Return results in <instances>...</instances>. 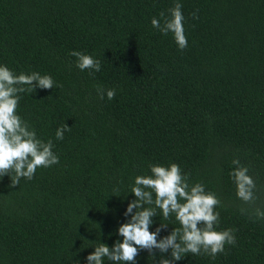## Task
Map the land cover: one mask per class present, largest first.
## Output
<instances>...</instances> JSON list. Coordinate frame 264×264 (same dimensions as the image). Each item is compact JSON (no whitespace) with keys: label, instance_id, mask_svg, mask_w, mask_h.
Returning a JSON list of instances; mask_svg holds the SVG:
<instances>
[{"label":"trees","instance_id":"16d2710c","mask_svg":"<svg viewBox=\"0 0 264 264\" xmlns=\"http://www.w3.org/2000/svg\"><path fill=\"white\" fill-rule=\"evenodd\" d=\"M176 2L0 0V65L59 85L21 94L18 114L60 160L15 187L0 178V264H87L98 242L122 241L135 177L172 162L218 195V230L237 229L226 254L175 264H264V220L250 215L264 207V0H179L184 50L151 23ZM72 51L101 70L81 71ZM98 87L115 98L100 99ZM65 123L71 131L57 140ZM234 158L256 181L254 205L237 198ZM158 216L150 231L169 225L158 239L179 227ZM156 256L142 250L137 264Z\"/></svg>","mask_w":264,"mask_h":264},{"label":"clouds","instance_id":"9594fccd","mask_svg":"<svg viewBox=\"0 0 264 264\" xmlns=\"http://www.w3.org/2000/svg\"><path fill=\"white\" fill-rule=\"evenodd\" d=\"M160 16L163 24L153 18L152 26L164 35L172 33L180 50L188 47L184 29L182 4L177 0L174 7ZM195 16L196 14L193 13ZM76 57V67L88 70L89 75L101 70V61L90 54L72 51ZM59 87L49 74L39 72L16 74L7 65H0V178L10 177L11 187L19 185L22 178L32 180L38 168H49L59 164V156L53 151L51 139L47 142L38 137L32 125L18 114L19 102L23 93H35L37 89ZM97 93L103 99L105 93L109 100L115 98V89L98 87ZM71 131L66 123L56 130V139L63 140L64 133ZM235 166L229 173L236 186V195L244 204L254 205L257 196V184L249 167L242 165L238 158L232 160ZM150 174L138 175L131 186L135 199L127 204L125 217L127 222L120 224L118 234L122 237L112 247L98 242L94 252L87 256V264H104V259L112 264H137V257L142 250L149 252L153 261L160 256L158 264H175L188 253L194 256L208 255L215 259L218 254H226V245L236 246L237 229L218 230L220 213L216 208L221 200L215 192L206 191L203 183H191L190 174H186L177 163L167 166L151 164ZM118 191V189H117ZM158 210L164 220L175 218L179 227L159 238L161 231L168 224L161 223L155 231H150ZM242 214L249 210L242 207ZM254 219L264 220V207H255L250 214ZM171 250L170 258H165Z\"/></svg>","mask_w":264,"mask_h":264}]
</instances>
